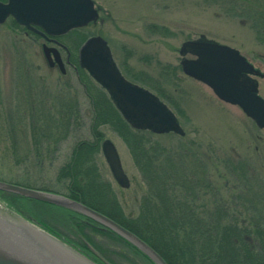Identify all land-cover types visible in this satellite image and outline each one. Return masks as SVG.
Here are the masks:
<instances>
[{
    "label": "rangeland",
    "instance_id": "obj_1",
    "mask_svg": "<svg viewBox=\"0 0 264 264\" xmlns=\"http://www.w3.org/2000/svg\"><path fill=\"white\" fill-rule=\"evenodd\" d=\"M93 1L99 10V19L86 26L85 31L99 34L107 40L120 70L127 71L131 78L143 71L150 81L157 80L158 85L167 90L177 103L176 116L184 134L164 133L154 139L174 149H177L180 140H184L197 149L211 162V176L215 183L225 185L226 190L238 185L233 179L231 163H246L254 177L252 183L256 187L259 184L264 193V128H258L238 106L219 100L202 82L186 76L181 69H176L174 73L169 69L179 64L181 42L203 34L208 39L236 48L260 70L262 76L256 77L257 90L264 98V42L256 38L252 24L258 20H254L253 13L248 11L244 16L234 11L228 13L207 0ZM257 1L264 7V0ZM257 9L262 10L260 6ZM152 23L164 26L170 34L150 31L148 24ZM43 42L37 34L24 28L5 22L0 24L2 105L4 109L12 110L36 100V106L44 110L60 106L58 99L61 97L71 98L76 103L77 117L67 133L62 131L55 137L45 138V142L37 147L39 152L35 151L38 141L34 142V136L25 127L27 118L23 120L24 126H20L22 132L20 129L16 132L18 142L15 148L0 134V180L64 195L69 180L59 176V170L69 160L77 141L92 138L90 125L93 111L85 85L72 64L66 61L70 52L65 49L60 52L64 62V72H61L57 65H48L41 48ZM61 42L65 44L63 39ZM165 64H170L166 68L169 71L163 69ZM100 130L102 139L108 138L114 143L129 186L122 188L114 181L101 150L95 156L98 170L102 178L110 183L123 211L135 215L138 201L146 190L141 171L134 163L128 146L114 129L104 125ZM226 158L231 165L223 166L221 162ZM221 172L225 176L218 181L216 177ZM225 188H220L224 195L222 189ZM259 191L254 188L253 192L256 194ZM230 196L229 200H225L236 204L237 198L234 194ZM16 201L20 205L18 209L0 198V213L14 222H19L22 217L37 220V224H49L62 238L71 242L81 239V234L68 224L65 212L58 206L25 197H18ZM83 231L100 246L115 250L109 254L115 264H145L108 234L102 235L89 228Z\"/></svg>",
    "mask_w": 264,
    "mask_h": 264
},
{
    "label": "trees",
    "instance_id": "obj_2",
    "mask_svg": "<svg viewBox=\"0 0 264 264\" xmlns=\"http://www.w3.org/2000/svg\"><path fill=\"white\" fill-rule=\"evenodd\" d=\"M207 1L224 8L228 13L234 11L237 15L244 16V13L252 12L254 20H258L252 24L256 38L264 42V7L259 5L260 1ZM258 6L262 8L261 11L257 9ZM5 23L24 28L12 18H8ZM85 28H75L57 37L59 41L63 39L70 52L69 60L85 85L93 111L90 125L92 138L77 141L69 160L59 170V176L69 180L64 195L108 216L133 232L151 246L167 264H264V193L259 184L256 187L252 183L254 177L250 174L248 164H234L228 161L229 158L221 162L223 166L232 164L233 179L238 183L233 189L226 190L225 185L219 186L213 180L211 162L184 140H180L179 146L174 149L154 139L160 134L132 128L112 104L105 90L78 64V47L88 36L95 34L86 32ZM148 28L153 32L170 34L167 28L154 23L148 24ZM167 67L170 64H165L163 69ZM169 69L174 73L180 66L173 65ZM121 72L129 77L124 69ZM140 72L139 75L129 78L155 93L176 114L177 103L174 98L158 85L157 80L150 81L146 73ZM68 99L70 100L61 97L58 99L60 106L46 107L44 110L36 106V100H31L28 105H21L20 108L18 105L7 110L0 100L1 136L9 140L15 148L18 142L16 132L20 126H24L23 120L27 118L25 127L34 136V142L38 141L35 151L39 152L37 147L45 142V138L55 137L56 133L62 131L67 133L68 127L76 119L75 100ZM43 112L44 116L40 117ZM104 125L114 129L126 143L145 182L146 190L138 201L135 215H128L123 211L110 183L102 178L98 170L95 156L99 153L103 136L100 127ZM224 176V172H221L216 178L219 181ZM221 187L225 188L222 189L225 195L220 192ZM254 188L260 191L254 194ZM228 191L237 198L236 204L225 200L231 198ZM18 197L22 196L0 191V198L16 209L20 207L16 201ZM58 208L65 212L74 231L81 234V239L74 241L77 245L85 248L83 241L86 240L107 262L115 264L109 256L115 250L102 247L93 241L83 231L89 228L102 235L108 234L145 264H154L114 232L102 230L98 223L87 219L94 224L89 226L83 222L85 217L81 214ZM48 230L52 233L54 231Z\"/></svg>",
    "mask_w": 264,
    "mask_h": 264
},
{
    "label": "water",
    "instance_id": "obj_3",
    "mask_svg": "<svg viewBox=\"0 0 264 264\" xmlns=\"http://www.w3.org/2000/svg\"><path fill=\"white\" fill-rule=\"evenodd\" d=\"M8 17L46 40L56 42L53 37L95 23L99 13L93 0L0 1V24ZM41 48L48 65L52 67L56 64L64 72V62L58 49L45 43H42ZM178 52L183 74L202 82L219 100L238 106L258 128H264V98L258 94L256 81V77L262 76V73L236 48L200 34L181 42ZM68 55L69 53L67 62ZM77 57L79 66L106 91L112 104L132 128L149 130L155 134H184L176 115L165 102L148 88L124 77L106 39L101 35L88 36L78 47ZM100 150L114 181L120 187L127 188L129 179L122 168L114 143L104 138L100 142ZM0 190L78 212L121 236L154 264H167L140 237L79 201L62 194L2 180ZM18 221L22 224L0 213V264H97L41 228L34 220L20 217ZM29 226L36 227L49 238L33 236ZM22 232L35 240L36 248L21 238Z\"/></svg>",
    "mask_w": 264,
    "mask_h": 264
},
{
    "label": "flooded vegetation",
    "instance_id": "obj_4",
    "mask_svg": "<svg viewBox=\"0 0 264 264\" xmlns=\"http://www.w3.org/2000/svg\"><path fill=\"white\" fill-rule=\"evenodd\" d=\"M42 38V37H40ZM43 40H45L44 38H42ZM56 42L54 41H51V40H46L47 42V45H50V46H55L59 53L61 52L62 49H64V47L58 43H60L61 41L58 40V38H55ZM62 43V42H61ZM61 55V54H60ZM52 67H56V65H53ZM126 78V74L125 72H121ZM37 221V220H36ZM40 222V221H38ZM83 222L85 223H88L89 226H93L94 224L88 222V220H83ZM41 225H43L46 229H52V231L54 230L53 227H51L49 224H45L43 222H40ZM69 224V223H68ZM99 226V225H98ZM99 228L101 229V227L99 226ZM102 230H105V229H102ZM53 233L57 234V236L59 235L60 237H63L62 235H60L57 231H53ZM64 240H66L68 243H70V240L66 239V238H63ZM83 244L85 246L82 247V246H79L77 245L76 242H71L70 245H74V247L80 252L82 253L83 255H85L86 257H89L90 259H92L93 261H95L96 263L98 264H110L109 262H107L102 256L99 255V253L86 241L84 240L83 241Z\"/></svg>",
    "mask_w": 264,
    "mask_h": 264
},
{
    "label": "bare ground",
    "instance_id": "obj_5",
    "mask_svg": "<svg viewBox=\"0 0 264 264\" xmlns=\"http://www.w3.org/2000/svg\"><path fill=\"white\" fill-rule=\"evenodd\" d=\"M1 215L4 216L3 214H1ZM19 223L22 224V222H20V221H19ZM28 229L30 230V232L32 233L33 236L40 237V238L42 237V239L44 237L49 238L44 232L38 230L36 227L29 226ZM20 236H21V238L26 240V242H28L32 247H34V248L37 247V245L34 243L35 240L32 237H29L26 233L22 232V234ZM44 240H46V239H44Z\"/></svg>",
    "mask_w": 264,
    "mask_h": 264
}]
</instances>
